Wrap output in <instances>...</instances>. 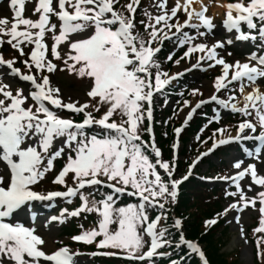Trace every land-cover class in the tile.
<instances>
[{
  "label": "snow or ice",
  "instance_id": "6c2138e0",
  "mask_svg": "<svg viewBox=\"0 0 264 264\" xmlns=\"http://www.w3.org/2000/svg\"><path fill=\"white\" fill-rule=\"evenodd\" d=\"M8 2L13 17L0 18V48L7 44L15 54L6 60L0 52V68L30 82L33 90L28 94L22 88L13 90L0 73V161L5 169L0 171V264H77L76 257L81 253L67 246L46 252V241L34 226L32 203L55 198H63L69 204L78 198L81 203L70 212L65 208L50 221L65 223L66 215L98 216L96 228L83 230L81 224L82 232L71 238L107 249L94 252L93 256L125 259L132 264H158L159 259L165 258L169 264H186L190 256L172 259L173 253L163 250L183 248L201 264H209L202 248L186 239L182 219L167 223L166 205L178 200L180 184L188 179L200 159L231 143L241 144L242 151L253 160L245 165L237 159L233 162L237 170L234 175L215 177L235 187L225 193L237 199L226 207L224 215L232 210L255 208L259 202L261 216L254 232L258 234V255L264 257V174L258 169V163L264 169V90L259 84L264 81V55L253 52L247 62L230 64L217 51L225 47V42L217 41L211 46L196 43L198 37H206L214 28L213 18L206 15L207 6H202V10L193 7L197 0H174V5H170V0H155V15L141 8V0H56L55 4L53 0H36L33 14H39L37 20L24 16L25 4L32 0ZM222 6L226 8L227 30L235 31L241 41L259 40L264 48V0H236ZM138 9L144 19L137 20ZM53 17L59 25L52 22ZM186 29L195 30V35ZM46 34L53 41L51 46L45 43ZM75 35L83 38H73ZM165 41L185 48L175 60L177 66L181 60L191 62L192 56L199 54L185 72L204 62H209L208 68L222 67V74L213 83L214 94L194 105L192 101L183 102L190 108L184 126L198 109L211 102L242 118L235 135L227 127L214 130L208 137H219L214 139L213 147L198 156L188 174L180 179L175 178L178 153L174 152L173 162L163 159L154 132L156 102L173 81L184 75H170L163 69L158 54ZM227 44H232V40ZM174 55L175 51L169 53L166 61H172ZM21 58L29 74H22L15 67ZM57 71L86 78L90 82L89 100L81 103L69 98L65 102L61 89L50 79V74ZM233 85H238L242 101L231 94L235 91ZM221 91L230 93L227 99L219 98ZM197 94L202 95L199 89H193L191 95ZM163 103H168L167 98ZM53 108L82 113L83 120L63 118ZM218 119L215 116L210 123ZM183 131V127H176L174 136L178 138ZM145 134L148 141L143 139ZM196 139H200L199 135ZM245 141L258 142V147L250 150ZM173 148L178 149L179 145L174 143ZM65 158L63 168L52 180L65 191H40L41 182L55 170V162ZM246 178L251 183L242 186L241 181ZM254 185L262 190L256 197H249ZM124 196L137 202L119 206L118 201ZM22 216H27L32 226H26ZM234 219L239 222V217ZM217 223L218 219L206 221V225ZM173 230L179 233L176 243L172 240Z\"/></svg>",
  "mask_w": 264,
  "mask_h": 264
},
{
  "label": "rangeland",
  "instance_id": "374dc122",
  "mask_svg": "<svg viewBox=\"0 0 264 264\" xmlns=\"http://www.w3.org/2000/svg\"><path fill=\"white\" fill-rule=\"evenodd\" d=\"M205 3V6H207V12L206 15L213 18L214 28L212 31L206 36V37H198L196 43H207L208 45H212L213 43L217 41L225 42V47L223 49H218L220 56H222L228 63L232 64L235 61L240 62H247L248 58L251 53L258 52L259 49H262L260 46L258 47V50L254 49L253 47H256L260 42L256 41H241L238 40L237 33L235 31L229 32L225 26V12L226 8L222 5L227 0H202ZM54 4L56 0H53ZM148 3V9L155 15L158 14V10L154 7L155 0H147ZM170 5H174V0H170ZM36 7V0H32L30 3L25 4V11L24 16L25 18H30L33 20H37L39 14H33L34 9ZM235 15V13H234ZM7 17L11 20L13 17V11L9 8V2L8 0H3V3H0V18ZM183 15H181V19H183ZM53 23H57L59 25V21L53 17L52 18ZM23 27V26H21ZM189 31L190 34L195 35V30L193 29H186ZM202 31L204 29H201ZM247 31V29H244ZM50 34H46L45 37V43H47L49 46L52 45L53 41L49 38ZM73 38H83L82 36L75 35ZM7 39V37H5ZM228 40H232V44H227ZM259 41V40H257ZM61 48H64L63 45H61ZM64 51L66 52L67 49L64 48ZM0 52L3 53L4 56L7 58L13 59L15 50L11 49L10 46L5 44L2 48H0ZM231 53V55H228ZM63 54V53H62ZM199 54H194L191 58V62L189 61H182L179 66L175 65L171 71L170 74H176L179 72H185L186 68H189L191 66V63H195L197 56ZM49 58H52L49 56ZM60 65V67H63V65L59 61H54ZM209 62H204L201 67L194 68L191 71H187L186 75H182L179 79L172 82V84H175L177 86L185 85V88L193 87V89H199L200 93L202 95H195L191 96V98L188 101H192L193 105L195 102H198L202 99H208L212 94L215 93V89L213 87V83L216 80L217 77H219L222 74V67L216 66L215 68H208ZM252 63H255L254 61ZM20 64L22 63V58L17 60V63L15 64L16 68L20 69ZM21 70V69H20ZM0 73H8V70L6 68H0ZM29 74V73H28ZM187 79H184V77L188 76ZM231 75V73H230ZM3 82L7 83L11 86L13 90L16 89H23L25 94H28L30 90H32L30 85L23 84L20 82V80L14 76H3ZM50 79L54 86L59 87L61 89V96L64 98L65 102L69 100H80L81 103L87 102L89 98L87 97V92L90 88V82L85 78H79L75 74H71L67 71H57L53 74H50ZM187 80V81H186ZM261 89L264 90V81L259 82ZM235 89V88H234ZM218 93L217 95L223 94V97L228 96V92L226 93ZM235 95L238 100H242V96L239 93V90L237 89V93L233 94ZM227 99V98H226ZM180 100L182 98L178 97L177 99H173L174 107L179 105ZM236 102V101H233ZM29 103H32L29 101ZM51 107V106H50ZM183 109L181 112L180 109ZM178 115L183 120L185 119L186 114L190 111L189 107H185L184 103L181 101L180 105L178 106ZM53 111H57L63 118H68L64 114V112H68L67 110H58L53 108ZM227 111H231L230 109H226L225 114H227ZM231 134L235 135L236 132H231ZM219 137H216L218 139ZM197 142V139H193L190 144H187V148L189 150L190 159H195L198 155V153L193 154L191 152V144H195ZM57 143H60V141H57ZM179 148V151L182 150ZM255 147H258V142L253 143V148L250 150H254ZM186 150V148L184 149ZM226 161V167L221 168V175L220 176H232L236 173V169L233 167V162L237 159L243 160L244 164L247 165L248 163H251L253 158L247 157L245 153H238V152H231L229 155L225 157ZM211 160L215 163H218L217 160L212 156ZM61 159H58L55 162V170L47 175V178L41 182L39 185V190L42 192H48V191H59L61 190L58 186V184H53L52 180L53 178L58 174L59 170H61L63 167L60 166ZM64 166V165H63ZM200 172L204 173L207 171V164L200 163L199 166ZM258 169L261 174H264V169H261L258 163ZM4 165L3 162L0 161V171H4ZM220 174V172H219ZM71 176L68 177V183H70ZM211 183L221 182L222 185L230 186L232 188H235L233 184L230 182H225L223 180H216L214 176H212V179L210 180ZM249 183H251L250 178H246L243 181H241L242 186H246ZM254 190L249 192V197H256L258 192L262 190L260 186H253ZM60 198H55L51 201H35L32 203V209L35 213L36 220L34 222V226L38 230V234L41 235L45 241L46 245L44 246L45 251L50 253L54 249L58 248L59 246H67L72 250L73 248L70 246V242H75L71 239L69 236V232H66L65 229L63 230L62 225L63 223H59L58 221H50V218L52 216L59 217L61 212L63 210H59L58 207L61 205ZM237 198L232 197L229 199L226 203H224V207L230 205L231 203L235 202ZM66 203V201H63ZM260 207L259 202H257V205L255 208L248 207L243 212H237L235 210L229 211L228 215L225 216L227 225L229 226V236L231 238V241L229 242L228 246L222 251L226 254H230L234 251L241 252V259L243 264H253L254 259V249L251 243L247 241L246 234H247V227L252 224L253 218L261 215L258 211ZM66 215V219H67ZM234 217H239V222L234 219ZM22 221L26 224V226H32V223L30 222L29 218L27 216L21 217ZM82 232V231H80ZM59 242V243H58ZM76 243V242H75ZM72 248V249H71ZM77 264H91L89 258L80 255L76 257Z\"/></svg>",
  "mask_w": 264,
  "mask_h": 264
},
{
  "label": "trees",
  "instance_id": "16d2710c",
  "mask_svg": "<svg viewBox=\"0 0 264 264\" xmlns=\"http://www.w3.org/2000/svg\"><path fill=\"white\" fill-rule=\"evenodd\" d=\"M145 17L140 14V10L137 15V20L144 19ZM141 27V31H142ZM175 45V44H174ZM173 52L171 44L165 46V50L158 57L162 62V66L171 65L175 59L172 61H166V57L169 53ZM177 92L176 88H169L164 92V96L156 102L154 117V132L156 136V144L162 150L164 156L163 159L172 162L170 153H171V140L173 138V130L178 126L181 120L173 115V112L168 110L163 103L165 98H172ZM103 111V110H102ZM212 112L211 106L208 105L204 108L203 112H200L193 119V122L188 126L184 131L182 138L185 142L190 141L191 137L195 134H199L201 138L205 139L210 136L213 130H216L221 127L220 124L216 122L210 123V114ZM99 116V114H96ZM75 120H82V115H74ZM147 124V122H145ZM235 127V125H233ZM166 134V135H165ZM143 138L149 139L148 135L145 134ZM211 142L206 144L196 145V150L204 149ZM222 150L218 151V159L222 158L224 154ZM187 154V151L184 152ZM190 162V159L185 157L184 161L179 162V167L175 178L178 177V173L184 172L187 169V164ZM211 170L215 166L208 162ZM210 170V171H211ZM210 173V172H209ZM205 176H208V173L197 174L193 178L188 179L187 182L180 184L178 189V200L170 202L166 205L168 211L167 215L169 217L167 223L170 225L171 222L177 218L182 219L183 228L186 230V237L190 239H198L205 245V251L208 259L212 264H243L240 258L239 253L233 252L230 254L222 253L229 242V229L224 225V220L220 219L223 215V206L222 202L225 199L226 190L223 188L215 187L211 188L209 183L204 179ZM107 191V190H104ZM97 198L99 195L97 194ZM137 201L128 196L120 198L118 201L119 206H125L128 203H136ZM80 200L72 205V208L78 207ZM159 211V210H157ZM156 212H153L154 216ZM219 218V222L213 226L211 229H206L204 221L206 219ZM72 226L80 228V225L83 224V228H87L92 225L98 224V216L96 214H82L80 218H73ZM259 219H255V223L248 228V239L254 245L256 254L254 264H264V261H260L258 257V249L256 245V240L258 239V234L254 232V229L258 226ZM172 240L173 243L179 240V233L172 231ZM89 250H98L100 252L107 251V249H97L96 245L92 246H82ZM264 250V245L261 246ZM165 251L172 252V259L179 260L181 257L190 256V259L187 260L186 264H201L199 260L192 255H187L188 252L186 249H175L167 248ZM168 263L169 260L159 259L158 264ZM93 264H132V262L125 259H118L114 257L107 256H96L93 259Z\"/></svg>",
  "mask_w": 264,
  "mask_h": 264
},
{
  "label": "bare ground",
  "instance_id": "6f19581e",
  "mask_svg": "<svg viewBox=\"0 0 264 264\" xmlns=\"http://www.w3.org/2000/svg\"><path fill=\"white\" fill-rule=\"evenodd\" d=\"M180 2L184 3V0H180ZM223 5H227V3H224ZM202 6H204V2L202 0H197V2L194 3L193 5V7H195L197 10H202ZM193 22H197V21H193Z\"/></svg>",
  "mask_w": 264,
  "mask_h": 264
}]
</instances>
